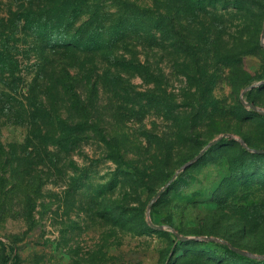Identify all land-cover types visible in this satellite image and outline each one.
<instances>
[{"label":"rangeland","instance_id":"1","mask_svg":"<svg viewBox=\"0 0 264 264\" xmlns=\"http://www.w3.org/2000/svg\"><path fill=\"white\" fill-rule=\"evenodd\" d=\"M65 1L0 0V264H264L174 233L264 254V0Z\"/></svg>","mask_w":264,"mask_h":264},{"label":"trees","instance_id":"2","mask_svg":"<svg viewBox=\"0 0 264 264\" xmlns=\"http://www.w3.org/2000/svg\"><path fill=\"white\" fill-rule=\"evenodd\" d=\"M66 1H70V0H66ZM66 1L64 2V4L60 5H56L51 7L47 13L49 14V18L47 19V21L49 23H52V21H57V20H61V24L59 23H55V26L59 27V28H63V33L66 34L67 30L71 28L72 31H74L73 35H68V33L66 35H64L65 39H63L64 41L61 42L62 47H64V53H73L72 57L74 58V52L72 50L74 49H78V47H76V43H80V46H83L85 44V41L83 40L85 37L84 35H88L90 37H92V31H91V23H88V20H86L85 22L82 23V25H80L78 28L75 27V20H78L81 18V16L83 15V11H80V5L79 6H74L71 3H66ZM75 3H80V0H75ZM87 24V25H86ZM51 25V24H50ZM86 32V34H84ZM92 41V40H91ZM1 61V59H0ZM70 77L73 78V76L70 74ZM65 89L68 92H71V94L73 95V100L82 103L81 100V93L80 91H78V88L76 87V83L70 82V83H66L65 84ZM256 104V103H255ZM257 105V104H256ZM245 141H247L245 138H243ZM248 143V141H247ZM249 144V143H248ZM250 145V144H249ZM251 146V145H250ZM246 147V146H245ZM252 147V146H251ZM252 148H258V147H252ZM249 149V148H248ZM264 149V148H263ZM252 150V149H250ZM261 154V153H260ZM226 239V238H225ZM228 240V239H227ZM229 241V240H228ZM233 243V242H231ZM225 244V243H224ZM234 244V243H233ZM227 245V244H226ZM235 245V244H234ZM228 246V245H227ZM236 246V245H235ZM229 247V246H228ZM238 247V246H237ZM230 248V247H229ZM240 248V247H239ZM231 249V248H230ZM246 249V248H245ZM232 250V249H231ZM249 250V249H248ZM252 251V250H251ZM235 252V251H234ZM254 252V251H252ZM237 253V252H236ZM255 253V252H254ZM239 254V253H238ZM258 254V253H257ZM241 255V254H240ZM243 255V254H242ZM247 257H251L248 255H245ZM251 258H257V257H251ZM257 259H262V258H257ZM264 261V259H263Z\"/></svg>","mask_w":264,"mask_h":264},{"label":"water","instance_id":"3","mask_svg":"<svg viewBox=\"0 0 264 264\" xmlns=\"http://www.w3.org/2000/svg\"><path fill=\"white\" fill-rule=\"evenodd\" d=\"M261 42L264 45V29H263V32H262ZM262 84H264V80H261L259 83H255V84H252L250 86H247L245 88V90L243 91V94H245L249 89H253L256 86H261ZM243 102L246 103L247 105H249L252 109L257 110V111H260L261 113H264V108L262 109V108L258 107L254 102L247 101L246 99H243ZM231 136H232V134L225 133L222 136H218V137L213 138L212 140H210L208 142V144H206V146L196 156H194L192 159L186 161L183 165H181L179 167L178 171L174 174V176L172 177V179L167 184H165L158 191V193L156 194V196L154 197V199H156L159 195H161L167 189V187L178 177V175H179L178 173L180 171L184 170L185 168H187L188 166H190L192 163H194L195 161L199 160L206 153V151L208 150V148L210 146L216 144L223 137H231ZM239 141L242 142V144L245 145L247 148L252 149L253 151H255L257 153L264 154V149L263 148H252L247 143V141H245L243 138H239ZM151 204H152V202H150V204H149L150 205L149 209L152 206ZM149 223H150V225H152V226H154L156 228H166V227H168L167 225L156 224L151 218H149ZM174 233L179 237V239H182V240H189V239H198V240L201 239V240H206V241L220 240L223 243L227 244L233 251H235V252H237L239 254H243V255H248V256H251V257H257V258L264 259V254H257V253L252 252L251 250H248V249H245V248H242V247L239 248V247L235 246L233 243H231L230 241H228L227 239L221 238V237L216 236V235H211V236L210 235H204V236H188V235L179 233V232H177L175 230H174Z\"/></svg>","mask_w":264,"mask_h":264}]
</instances>
